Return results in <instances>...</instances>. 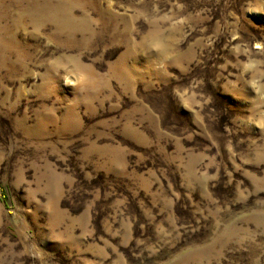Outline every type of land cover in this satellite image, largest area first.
Here are the masks:
<instances>
[{
	"label": "rangeland",
	"instance_id": "1",
	"mask_svg": "<svg viewBox=\"0 0 264 264\" xmlns=\"http://www.w3.org/2000/svg\"><path fill=\"white\" fill-rule=\"evenodd\" d=\"M0 264H264V0H0Z\"/></svg>",
	"mask_w": 264,
	"mask_h": 264
},
{
	"label": "snow or ice",
	"instance_id": "2",
	"mask_svg": "<svg viewBox=\"0 0 264 264\" xmlns=\"http://www.w3.org/2000/svg\"><path fill=\"white\" fill-rule=\"evenodd\" d=\"M257 47H259V45H257Z\"/></svg>",
	"mask_w": 264,
	"mask_h": 264
}]
</instances>
